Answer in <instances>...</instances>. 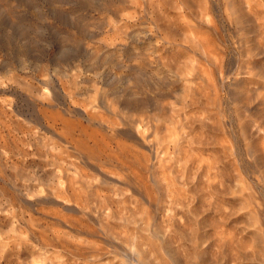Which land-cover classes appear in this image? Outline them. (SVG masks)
I'll use <instances>...</instances> for the list:
<instances>
[{
	"label": "rangeland",
	"instance_id": "1",
	"mask_svg": "<svg viewBox=\"0 0 264 264\" xmlns=\"http://www.w3.org/2000/svg\"><path fill=\"white\" fill-rule=\"evenodd\" d=\"M0 264H264V0H0Z\"/></svg>",
	"mask_w": 264,
	"mask_h": 264
}]
</instances>
